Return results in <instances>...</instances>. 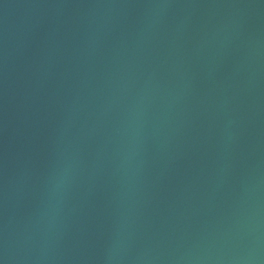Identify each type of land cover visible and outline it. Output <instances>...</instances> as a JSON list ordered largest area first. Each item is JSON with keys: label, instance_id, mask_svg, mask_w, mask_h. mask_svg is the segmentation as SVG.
<instances>
[{"label": "water", "instance_id": "1", "mask_svg": "<svg viewBox=\"0 0 264 264\" xmlns=\"http://www.w3.org/2000/svg\"><path fill=\"white\" fill-rule=\"evenodd\" d=\"M0 264H264V0H0Z\"/></svg>", "mask_w": 264, "mask_h": 264}]
</instances>
